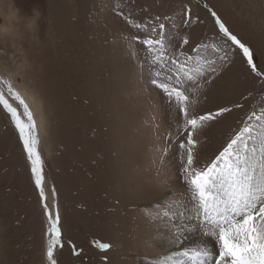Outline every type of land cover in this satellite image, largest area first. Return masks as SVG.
<instances>
[{"label":"rangeland","instance_id":"obj_1","mask_svg":"<svg viewBox=\"0 0 264 264\" xmlns=\"http://www.w3.org/2000/svg\"><path fill=\"white\" fill-rule=\"evenodd\" d=\"M0 93V264H264V0H0Z\"/></svg>","mask_w":264,"mask_h":264},{"label":"bare ground","instance_id":"obj_2","mask_svg":"<svg viewBox=\"0 0 264 264\" xmlns=\"http://www.w3.org/2000/svg\"><path fill=\"white\" fill-rule=\"evenodd\" d=\"M4 97V96H3ZM11 109H13L14 110V108L11 106ZM12 110V111H13ZM14 112V111H13ZM15 114H16V112H15ZM20 120V119H19ZM21 123V122H20ZM22 125V124H21ZM23 137L25 138V139H27L24 135H23ZM29 151H30V155H31V160H33V158H34V156H35V153L33 152V150H32V148H31V150L29 149ZM34 160H35V158H34ZM33 160V161H34ZM36 161V160H35ZM34 161V162H35ZM35 168H37V164H35ZM39 181L41 182V179L39 178ZM43 182V181H42ZM44 184V183H43ZM41 188H42V192H43V185H41ZM44 194V193H43ZM45 195V194H44ZM221 196V195H220ZM44 204V206L46 205V202H44L43 203ZM45 210L47 211V215H48V218H50V223H52L53 222V215H52V212L49 210V208L47 207V206H45ZM52 221V222H51ZM239 222L240 221H236L235 223H234V220H233V222H232V227L234 228V226H236V225H238L239 224ZM49 223V222H48ZM51 230V229H50ZM206 230V229H205ZM52 231V230H51ZM208 231V230H207ZM210 231V230H209ZM208 233V232H207ZM51 234H52V232H51ZM53 235V234H52ZM51 235V236H52ZM235 235V234H234ZM51 236L48 238L49 240L51 239ZM205 237V236H204ZM52 239H55V235L53 236V238ZM52 239L50 240V242H52ZM191 239L193 240V237L192 236H189L188 237V241H191ZM195 239H197V238H195ZM194 239V240H195ZM193 240V241H194ZM198 240V239H197ZM195 243H198V245L196 246V249H199V248H203L202 250L204 251V252H208V253H210L211 251H212V253H217L218 252V249H219V247H220V249L223 251V253H224V255H223V258H222V260H221V264H231V263H233L232 261L229 263V257H230V252H227V250L225 251V246H229L230 247V249L232 250L231 252H233L234 250H235V248L237 247V246H239V245H241V244H243V241L242 240H240V239H233L231 236H230V234L226 237V238H224V239H221L220 240V242H221V244H219V242H218V244H217V247L215 248H213L212 247V244H213V242L210 240V241H208V242H206V240H204V241H201L200 240V242H198V241H194ZM223 242V243H222ZM191 243V242H190ZM250 245V244H249ZM214 246V245H213ZM53 247V246H52ZM258 249V248H257ZM53 250H54V248H53ZM239 250V249H238ZM191 251V250H190ZM258 251V250H257ZM202 255V254H201ZM221 255V254H220ZM234 255V254H233ZM234 257V256H233ZM203 258V257H202ZM234 258H236V256L234 257ZM247 258V257H246ZM253 258V257H252ZM205 259V258H204ZM202 260V259H201ZM206 260V259H205ZM231 260V259H230ZM204 263V262H203ZM190 264V263H189ZM209 264V263H208ZM249 264V263H248Z\"/></svg>","mask_w":264,"mask_h":264},{"label":"water","instance_id":"obj_3","mask_svg":"<svg viewBox=\"0 0 264 264\" xmlns=\"http://www.w3.org/2000/svg\"><path fill=\"white\" fill-rule=\"evenodd\" d=\"M0 100L3 102V104L5 105V107L7 109L13 110V109H11V105H10L9 101L5 97H3V95L1 93H0ZM13 111L16 112L17 124H18L19 128L22 129V125H21L20 120L18 118L17 111L16 110H13ZM19 135H20L21 139L23 140V143H24V146H25V150H26V152H27V154L29 155V158H30V151H29V148H28V145H27V140L22 136L21 130H20ZM30 162L32 164V172H33L34 175L37 176L35 163L31 159H30ZM36 185H37V189L40 192V195H41V198H42V202L44 203L46 201V199H45V196L43 195V193L41 192V184H40V181H39L38 177H36ZM47 243H48L47 244V251H46L47 263L48 264H52V254H53L54 243L50 242L49 239L47 240Z\"/></svg>","mask_w":264,"mask_h":264}]
</instances>
